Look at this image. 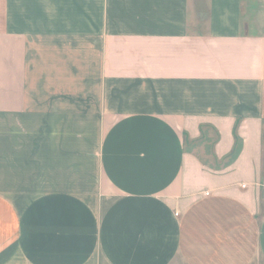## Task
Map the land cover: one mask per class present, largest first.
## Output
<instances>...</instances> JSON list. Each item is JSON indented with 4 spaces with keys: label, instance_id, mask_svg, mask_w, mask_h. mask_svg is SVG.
I'll use <instances>...</instances> for the list:
<instances>
[{
    "label": "crops",
    "instance_id": "crops-1",
    "mask_svg": "<svg viewBox=\"0 0 264 264\" xmlns=\"http://www.w3.org/2000/svg\"><path fill=\"white\" fill-rule=\"evenodd\" d=\"M0 264H264V0H0Z\"/></svg>",
    "mask_w": 264,
    "mask_h": 264
},
{
    "label": "rangeland",
    "instance_id": "rangeland-1",
    "mask_svg": "<svg viewBox=\"0 0 264 264\" xmlns=\"http://www.w3.org/2000/svg\"><path fill=\"white\" fill-rule=\"evenodd\" d=\"M210 139H212V138H210ZM186 140H188V139H186ZM187 145H188V148L189 149H195V148H197L198 149V152H202L203 150H202V145L201 144H195L194 142H191V141H188L187 142ZM206 150H207V152L210 154L211 153V140H210V143L209 144H207L206 145ZM208 160L210 159V158H207Z\"/></svg>",
    "mask_w": 264,
    "mask_h": 264
}]
</instances>
